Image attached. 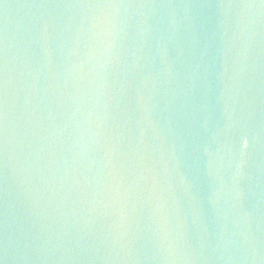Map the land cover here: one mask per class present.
I'll return each mask as SVG.
<instances>
[{
	"label": "water",
	"instance_id": "obj_1",
	"mask_svg": "<svg viewBox=\"0 0 264 264\" xmlns=\"http://www.w3.org/2000/svg\"><path fill=\"white\" fill-rule=\"evenodd\" d=\"M0 264H264V0H0Z\"/></svg>",
	"mask_w": 264,
	"mask_h": 264
}]
</instances>
